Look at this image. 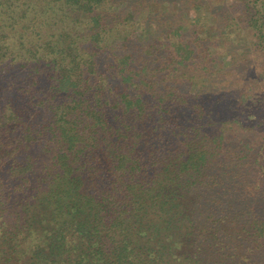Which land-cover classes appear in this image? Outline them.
Returning <instances> with one entry per match:
<instances>
[{"label": "trees", "instance_id": "16d2710c", "mask_svg": "<svg viewBox=\"0 0 264 264\" xmlns=\"http://www.w3.org/2000/svg\"><path fill=\"white\" fill-rule=\"evenodd\" d=\"M190 3L0 0V264H264V119L213 116Z\"/></svg>", "mask_w": 264, "mask_h": 264}, {"label": "rangeland", "instance_id": "374dc122", "mask_svg": "<svg viewBox=\"0 0 264 264\" xmlns=\"http://www.w3.org/2000/svg\"><path fill=\"white\" fill-rule=\"evenodd\" d=\"M188 9L190 18L200 15L206 26L197 27L190 22L186 26L187 33L203 28L205 34L211 36L206 44L212 48L207 53L205 46L197 47L199 58L193 68L198 70L192 72L203 73V90L207 89L211 96L226 95L223 102L209 98L207 106L211 105L215 118L220 111L222 119L241 123L234 124L230 132L231 143L258 146L263 138L262 127L255 126L264 119V47L259 44V36L251 24L256 18H259L258 24H264V1L205 0L200 7L190 3Z\"/></svg>", "mask_w": 264, "mask_h": 264}]
</instances>
